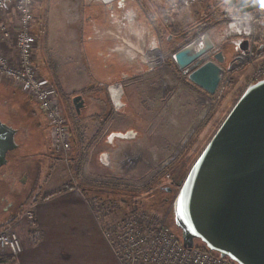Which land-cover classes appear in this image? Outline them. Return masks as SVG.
Listing matches in <instances>:
<instances>
[{
    "label": "crops",
    "instance_id": "0c3cea01",
    "mask_svg": "<svg viewBox=\"0 0 264 264\" xmlns=\"http://www.w3.org/2000/svg\"><path fill=\"white\" fill-rule=\"evenodd\" d=\"M34 14L36 22L31 30L38 38L34 57L36 67L55 87L54 82H57L58 96L59 92L71 95L72 105L75 97L82 96L85 107L80 115L76 112L78 120L68 122L72 150L70 158H65L67 160L52 155L48 120L33 100L30 101L37 106L35 112L26 110L23 113L33 128L27 130L24 126L5 123L16 130V151L20 152H16L17 164L21 167L36 164L37 171L31 169L33 177L35 172L38 173L37 179L32 181L34 190H44L52 195L35 199L34 219L22 217L11 224L19 234L24 250L19 257H13L0 249V260L13 258L12 261H0V264H120L99 230L100 218L85 195L84 179L93 175L107 182L125 176H150L153 160L167 153L168 144L163 145L162 139L177 129L178 99L172 97V114L168 119L174 129L166 128V133L154 129L155 123L147 106V86L139 80L155 73L156 67L162 65L165 56L162 35L150 20L142 22L139 19L142 11L128 0L123 6L113 0H39ZM196 18L198 16H192L191 20ZM1 20L17 24L13 13ZM169 38L171 40L172 36ZM156 44L161 55L154 51ZM117 47L122 51H115ZM9 53L12 57L11 51ZM119 84L125 88L122 100L125 107L117 112L113 99L118 95ZM113 86L115 89L111 91ZM131 130L136 133L134 140L108 142L112 134ZM21 132L23 140L20 144ZM104 153L110 154L109 167L101 163ZM36 160L74 166L78 169L81 186L69 184L72 172L70 174L65 167L53 168L55 163L52 162L45 172L39 169ZM13 174L10 170L9 175ZM39 175L43 181L38 179ZM25 180L22 179L23 184ZM5 215L7 217L8 209ZM1 217L0 223L4 219Z\"/></svg>",
    "mask_w": 264,
    "mask_h": 264
},
{
    "label": "rangeland",
    "instance_id": "374dc122",
    "mask_svg": "<svg viewBox=\"0 0 264 264\" xmlns=\"http://www.w3.org/2000/svg\"><path fill=\"white\" fill-rule=\"evenodd\" d=\"M38 1L35 2L34 10ZM128 1L131 5L136 3L138 9L142 11V14L139 15L142 22L150 20L157 27L164 44L165 56L162 58V65L156 67V72L150 76L139 78V80H143L142 85L147 86L145 90L149 98L147 106L155 123L154 129L164 130L163 133H166V128L169 131L174 129L171 121H168L172 114V97L178 99L180 115L177 118L179 121H175L177 129L173 133L169 132L163 136L162 144H168L167 153L164 156L158 155L153 160L152 175L134 178L125 176L116 179V181L107 182L90 175L84 179L86 186L84 185L83 189L87 190L85 195L89 204L98 219L100 218L99 228L101 229L99 230L104 234V237L106 230L126 221L131 216L147 213L163 220L182 238L181 230L177 228L174 221L173 203L178 192L169 203H165V196L161 188L172 186V180H168L167 175H171L172 178L176 168L181 167L184 170V176L188 174L235 104L247 90L255 71L254 61L262 59L264 52H255L253 62L235 63L234 47L220 41L221 33L228 21L223 15L224 11L229 8L225 0H200L196 6L186 9V11L172 8L175 0ZM234 12L236 13V11ZM34 16L33 23L36 22V15L34 14ZM192 16H198V18L192 21ZM168 23L185 27V32L191 29L189 32L192 31V36L183 39L178 35L174 36ZM169 36H172L171 40ZM219 52H223L226 58L224 63L226 74L218 93L211 96L200 88L198 90L197 86L188 80V75ZM37 68L39 70V67ZM40 75L44 77L41 72ZM54 83H56L58 92L59 86L57 82ZM59 94L60 107L67 122L78 120L71 102V95L66 96L60 92ZM30 100V97L25 95L15 84L6 79H0V121L10 125L24 126L27 130L31 129L29 118L26 119L23 115L26 110L35 112L37 108L33 105L34 103L31 104ZM68 125L70 124L68 123ZM158 133L161 137L159 131ZM22 136L23 132L18 138L20 144L23 140ZM50 136L52 155L61 157L62 160L70 158L72 148L69 152L55 150L51 128ZM16 152L20 153L14 152L16 158L11 154L9 164L0 170V175H3L2 178L0 177V215L4 217L0 223V229L18 234L11 228V224L22 217L34 219L33 202L35 199H44L52 193L47 194L46 191L36 188L34 190L32 181L37 179L35 176L38 173L35 172L33 177L31 169L37 171L36 164L33 167L19 166L17 164L19 162H16L18 161ZM30 159L32 161V158H29V161ZM36 161H38L39 169H44L45 172L49 170L52 162L55 163L53 168L61 167L63 169L65 167L64 169L70 174L72 172L69 175V184L79 187L78 179L80 177L78 169H75L74 166H65L64 163L63 166L58 164L59 161ZM65 162L68 164V161ZM10 170L14 171L12 176L9 175ZM25 173L27 174L25 175ZM23 178L26 179L24 184L22 183ZM38 179L44 180V178H40V175ZM140 183L143 184L140 185ZM108 191L110 194H105ZM6 209H8L7 217H5ZM199 245L200 243L197 241L196 246ZM0 261H12V258L5 257Z\"/></svg>",
    "mask_w": 264,
    "mask_h": 264
},
{
    "label": "water",
    "instance_id": "95a60500",
    "mask_svg": "<svg viewBox=\"0 0 264 264\" xmlns=\"http://www.w3.org/2000/svg\"><path fill=\"white\" fill-rule=\"evenodd\" d=\"M119 1L124 5L125 0ZM228 7L249 14L264 9L261 0H229ZM249 48L245 42L243 50ZM225 55L219 52L189 75L188 80L208 95H216L226 74ZM116 111L125 107V88L118 87ZM80 115L82 96L73 99ZM16 130L0 121V168L16 151ZM136 133H114L115 139L134 140ZM101 163L111 166L110 154ZM24 181V180H23ZM174 184V221L186 249L201 241L206 248L235 264H264V80L249 87L228 114L186 177Z\"/></svg>",
    "mask_w": 264,
    "mask_h": 264
},
{
    "label": "built area",
    "instance_id": "2783aa9c",
    "mask_svg": "<svg viewBox=\"0 0 264 264\" xmlns=\"http://www.w3.org/2000/svg\"><path fill=\"white\" fill-rule=\"evenodd\" d=\"M35 2L36 0H0V79L15 84L40 106L52 131L53 148L69 152L72 148L71 133L60 107L57 89L51 81L40 75L34 62L38 46V38L31 30L35 18ZM199 2L200 0H175L172 8L190 9ZM234 11L237 10L228 8L223 13L228 21L220 41L234 47L235 63L253 62L254 29L258 22L264 23V9L239 15ZM12 13L17 17L16 25L1 20L3 16ZM245 42L249 43L247 50L242 49ZM121 49L117 47L115 51H122ZM155 49L160 52L157 44ZM9 51L13 54L12 57ZM130 57L133 58L131 55ZM254 62L255 71L248 88L264 80V57ZM114 89V86L110 88L111 91ZM167 179L171 181V175H167ZM105 238L121 264H235L211 251H202L196 247L191 251L186 249L171 227L160 218L147 213L133 215L106 230ZM0 249L13 257H19L23 246L18 234L0 229Z\"/></svg>",
    "mask_w": 264,
    "mask_h": 264
},
{
    "label": "trees",
    "instance_id": "16d2710c",
    "mask_svg": "<svg viewBox=\"0 0 264 264\" xmlns=\"http://www.w3.org/2000/svg\"><path fill=\"white\" fill-rule=\"evenodd\" d=\"M225 1L227 2V6H228L229 0H225ZM236 15H239V12L238 13L236 12ZM168 26H169V28H171V33L174 36H177L178 35L182 39L184 37L189 38V37L192 36L191 35V32L192 31L189 32L191 29H188L187 32H185L186 29L183 26L173 25L172 23H168ZM185 33H187L186 36H185ZM252 49H253V53H255V52L256 53H261V52L263 53L264 52V23H262V22H258L256 24V26H255V29H254V37H253V42H252ZM105 194L109 195L110 192L108 191ZM180 239L182 240L181 237H180ZM199 243H200V245L199 246H196L197 249H200V250L206 251V252H210L201 241H199Z\"/></svg>",
    "mask_w": 264,
    "mask_h": 264
},
{
    "label": "flooded vegetation",
    "instance_id": "af4514ba",
    "mask_svg": "<svg viewBox=\"0 0 264 264\" xmlns=\"http://www.w3.org/2000/svg\"><path fill=\"white\" fill-rule=\"evenodd\" d=\"M14 152L15 151L11 152V154H14ZM2 168H0V170ZM0 177L2 178L3 175H0ZM185 177H186V175L184 176V170L181 167L176 168L174 176H172V178H174L175 182L180 181V180L184 179ZM172 178H171V180H172ZM161 189H162V192L165 196V203H169L171 201L172 197H174L175 193L178 192V188L174 184H172V186H170V187L161 188ZM176 196H177V194H176Z\"/></svg>",
    "mask_w": 264,
    "mask_h": 264
},
{
    "label": "bare ground",
    "instance_id": "6f19581e",
    "mask_svg": "<svg viewBox=\"0 0 264 264\" xmlns=\"http://www.w3.org/2000/svg\"><path fill=\"white\" fill-rule=\"evenodd\" d=\"M154 51H157L156 49H154ZM157 53H159L161 55V53L159 51H157Z\"/></svg>",
    "mask_w": 264,
    "mask_h": 264
},
{
    "label": "snow or ice",
    "instance_id": "6c2138e0",
    "mask_svg": "<svg viewBox=\"0 0 264 264\" xmlns=\"http://www.w3.org/2000/svg\"><path fill=\"white\" fill-rule=\"evenodd\" d=\"M262 3H264V0H261Z\"/></svg>",
    "mask_w": 264,
    "mask_h": 264
}]
</instances>
